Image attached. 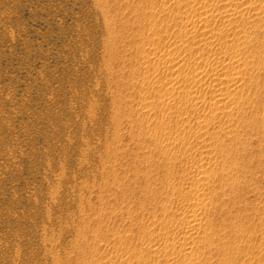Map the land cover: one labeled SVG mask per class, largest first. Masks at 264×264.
<instances>
[{"label": "rangeland", "instance_id": "rangeland-1", "mask_svg": "<svg viewBox=\"0 0 264 264\" xmlns=\"http://www.w3.org/2000/svg\"><path fill=\"white\" fill-rule=\"evenodd\" d=\"M237 1L0 0V264H264V0Z\"/></svg>", "mask_w": 264, "mask_h": 264}, {"label": "bare ground", "instance_id": "bare-ground-1", "mask_svg": "<svg viewBox=\"0 0 264 264\" xmlns=\"http://www.w3.org/2000/svg\"><path fill=\"white\" fill-rule=\"evenodd\" d=\"M216 1H217V0H216ZM218 1H219V0H218ZM229 1H231V3H230L231 5H230V4H227V5H230V8H231V6H233V5H232V2H233V1H232V0H229ZM236 1H237V0H236ZM243 1H244V0H243ZM243 1H242V2H243ZM252 1H253V0H252ZM224 2H225V0H224ZM237 2H238V1H237ZM221 3H222V1H221ZM221 3H220V4H221ZM226 3H227V1H226ZM228 3H229V2H228ZM233 3H235V0H234ZM238 4H239V2H238ZM222 5H223V3H222ZM236 5H237V3H236ZM224 7H225V5H224ZM227 8H228V7H227ZM227 8H226V9H227ZM232 8H233V7H232ZM223 10H225V9H223ZM229 10H230V9H229ZM231 10H232V9H231ZM235 10H236V8H235ZM237 10H238V9H237ZM225 11H226V10H225ZM227 11H228V10H227ZM228 12H229V11H228ZM238 12H239V11H238ZM244 13H248V12H244ZM244 13H243V14H244ZM254 13H255V12H254ZM256 13H257V12H256ZM223 14H224V13H223ZM225 14H227V12H226ZM234 14H235V11H234L233 15H234ZM238 14H240V12H239ZM257 14H258V13H257ZM228 15H229V14H227V17H228ZM248 15H250V14H248ZM259 15H260V14H259ZM220 16H221V15H220ZM229 16H230V15H229ZM235 16H236V15H235ZM222 17H223V15H222ZM225 17H226V16H225ZM230 17H231V16H230ZM247 17H248V16H247ZM254 17H255V15H254ZM256 18H257V17H256ZM253 58H255V57H253ZM256 58H257L258 60H260L258 57H256ZM251 59H252V58H251ZM257 59H256V60H257ZM249 60H250V59H248V61H249ZM252 62H254V61L252 60ZM220 78H221V77H220ZM215 79H216V78H215ZM217 79H218V78H217ZM222 79H223V77H222ZM224 80H225V79H224ZM225 81H226V80H225ZM222 82H223V81H222ZM222 82H221V83H222ZM183 89H184V88H183ZM185 92H186V91H185ZM187 92H188V91H187ZM187 92H186V93H187ZM189 94H190V93H189ZM218 94H219V93H218ZM220 94H221V93H220ZM218 100H222V99H218ZM218 100H217V101H218ZM215 101H216V100H215ZM217 101H216V102H217ZM200 200H201V199H200ZM201 201H202V200H201ZM194 214H196V213L194 212ZM194 214H193V217H194ZM192 219H193V218H192ZM195 219H196V218H195ZM189 221H190V220H189ZM195 222H196V221H195ZM191 224H193V223H191ZM188 225H189V224H188ZM193 225H194V224H193ZM193 225H191L192 228H193ZM189 226H190V225H189ZM194 226H195V225H194ZM189 228H190V227H189Z\"/></svg>", "mask_w": 264, "mask_h": 264}]
</instances>
